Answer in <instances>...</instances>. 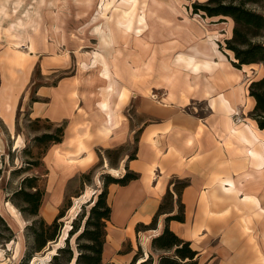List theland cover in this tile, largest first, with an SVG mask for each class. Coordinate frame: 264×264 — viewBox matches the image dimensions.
I'll return each mask as SVG.
<instances>
[{
    "label": "crops",
    "instance_id": "1",
    "mask_svg": "<svg viewBox=\"0 0 264 264\" xmlns=\"http://www.w3.org/2000/svg\"><path fill=\"white\" fill-rule=\"evenodd\" d=\"M129 4L119 14L127 29L133 22L147 28L137 29L140 36L119 35L105 53L99 51L97 65L83 64L73 78L30 93L37 64L43 77L60 69L57 59L34 53L0 83V168L9 165L7 138L15 148L23 142L16 112L26 103L29 118L64 125L62 142L49 146L40 161L45 188L39 216L51 223L66 199L81 191L82 176L98 167V151L124 140L129 146L137 133L133 158L125 154L114 165L104 158L102 172L95 173L138 175L125 186L107 187L103 264H130L135 256L139 264L149 255L157 264L173 254L152 249L151 241L163 232L165 218L177 213L176 181L186 182L180 193L184 221L167 227L190 244L196 264H264V130L250 118L255 102L249 96L263 67L235 68L232 54L219 49L222 35L197 15L177 22L154 14L159 0ZM226 24L229 39L232 22ZM32 97L36 102L30 103ZM235 112L241 124H234ZM168 191L174 195L171 213L161 214L153 229L140 228L151 224Z\"/></svg>",
    "mask_w": 264,
    "mask_h": 264
},
{
    "label": "rangeland",
    "instance_id": "2",
    "mask_svg": "<svg viewBox=\"0 0 264 264\" xmlns=\"http://www.w3.org/2000/svg\"><path fill=\"white\" fill-rule=\"evenodd\" d=\"M159 1L161 4L154 14L175 17L177 22H181L184 14L191 16L193 4L204 2V0ZM129 6V0H0V83L5 82L12 72L22 69L25 61H29L34 53H39L41 58L48 61H51L52 57L57 59L60 69L58 73L43 77L37 64L32 73L30 93L39 85L52 86L61 78H73L85 69L83 64L88 68L97 65L101 61L99 51L105 53L107 47L113 45L114 39L119 35L136 37L142 33H138L137 29L145 31L147 28L133 22L127 29L126 21L119 14L121 11H126ZM140 6L143 9V6L138 4V7ZM252 8L264 11V0L260 6L253 5ZM138 12L137 15L140 13ZM197 19L204 27L212 28L215 33L222 35L218 46L224 47L225 37L230 35V25L226 22H217L216 19L200 18V15H197ZM101 63L103 67L106 66L104 58ZM27 107L28 103L21 107L20 112H16L18 113L16 130L23 142H17L15 148L14 140L7 138L9 165L0 168V216L14 234L8 243L0 239V264H20L31 245V240L26 236L25 231L29 221L24 219L10 200L13 192L19 189L23 177L35 175V171H39L36 175L39 178L40 189L44 191L45 188L44 170L41 169V164L22 175L12 171L25 167L26 162L32 159L41 161L45 147L34 143L33 139L42 133L53 132L56 128L44 120L29 122L28 119H33L29 118ZM126 109L125 114L129 116L132 110L131 104ZM131 137L129 146L124 140L122 146L110 150L109 153L98 151L100 156L98 167L84 175L88 176L89 183L83 179L86 185L82 183L81 191H78L71 200L66 199L62 205V207L68 205L71 207L69 210L65 209L58 241L35 253L30 264H47L52 254H55V249L64 245L72 221L79 213L80 216L88 214L90 204L98 195L97 190L101 191V175H110L104 173L99 178L96 177V172H102L100 165L102 160L108 158L114 165L125 154L132 155L135 151L137 133ZM15 203L19 204L17 201ZM0 232L2 235H7L3 228ZM69 243L75 250V236L70 237Z\"/></svg>",
    "mask_w": 264,
    "mask_h": 264
},
{
    "label": "trees",
    "instance_id": "3",
    "mask_svg": "<svg viewBox=\"0 0 264 264\" xmlns=\"http://www.w3.org/2000/svg\"><path fill=\"white\" fill-rule=\"evenodd\" d=\"M263 0H204L202 3L192 5L191 13L200 15L201 18L216 19L217 22H232L231 37L224 40V47L219 45L222 52H230L233 56L232 63L235 68L254 64L261 65L264 69V11H258L252 6H260ZM249 96L254 100L255 105L250 113L259 129L264 130V77L252 81L249 85ZM36 102L31 98L30 103ZM29 122H39V119ZM64 134V125L55 128L53 132L42 133L34 137V143L44 145L46 152L51 145L62 142ZM109 153L110 151H105ZM133 155L129 156V159ZM40 165V161L30 160L26 162L25 167L12 171V173H27L31 168ZM1 174V170H0ZM82 183L89 181L88 176H82ZM102 188L93 201L87 215L80 216V213L71 223V229L64 240V245L55 249V254L51 256L47 264H103L102 252L106 240V222L110 218V208L106 203L107 187L110 184L125 186L131 181L137 180L138 175L126 170L121 177L111 175H101ZM37 176H26L21 179L19 189L12 194L10 199L20 214L29 221L26 226V236L31 240L20 264H30L34 254L44 250L50 244L58 241L60 231L63 227L61 221L65 216V211L71 207H62L55 219L51 223L45 222L39 216V208L42 203L44 191L38 185ZM81 183V184H82ZM89 183V182H88ZM186 186V182L176 181L174 183V192L177 196V213L168 215L165 218V227L163 232L152 239L151 246L155 250L170 251L172 255H162L157 264H196L194 259L197 255L190 247V244L180 240L167 227L170 221L183 222L184 208L180 202V193ZM15 201L19 202L15 203ZM66 202V201H65ZM174 204V195L168 191L164 196L159 209L149 226H140L143 229H153L157 218L161 214H170ZM83 208V207H82ZM66 209V210H65ZM170 211V212H168ZM80 220V222H79ZM79 222V223H78ZM4 229L7 235H2L0 239L4 243L12 240L14 234L8 227L4 219L0 216V231ZM75 236V250L69 243L70 237ZM143 259V258H142ZM135 256L130 264H137ZM139 262V261H138ZM139 264H152V256Z\"/></svg>",
    "mask_w": 264,
    "mask_h": 264
},
{
    "label": "built area",
    "instance_id": "4",
    "mask_svg": "<svg viewBox=\"0 0 264 264\" xmlns=\"http://www.w3.org/2000/svg\"><path fill=\"white\" fill-rule=\"evenodd\" d=\"M242 115L239 112H235L232 116L234 124H241L243 119L241 117Z\"/></svg>",
    "mask_w": 264,
    "mask_h": 264
},
{
    "label": "water",
    "instance_id": "5",
    "mask_svg": "<svg viewBox=\"0 0 264 264\" xmlns=\"http://www.w3.org/2000/svg\"><path fill=\"white\" fill-rule=\"evenodd\" d=\"M52 255H54V254H52ZM40 263L42 262V261H39Z\"/></svg>",
    "mask_w": 264,
    "mask_h": 264
},
{
    "label": "bare ground",
    "instance_id": "6",
    "mask_svg": "<svg viewBox=\"0 0 264 264\" xmlns=\"http://www.w3.org/2000/svg\"><path fill=\"white\" fill-rule=\"evenodd\" d=\"M143 260H141V262H142ZM140 263V262H139Z\"/></svg>",
    "mask_w": 264,
    "mask_h": 264
}]
</instances>
